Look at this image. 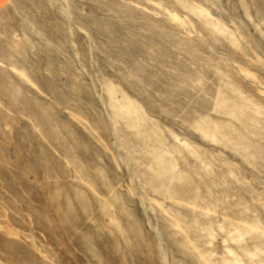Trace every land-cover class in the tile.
Segmentation results:
<instances>
[{"label": "rangeland", "instance_id": "obj_1", "mask_svg": "<svg viewBox=\"0 0 264 264\" xmlns=\"http://www.w3.org/2000/svg\"><path fill=\"white\" fill-rule=\"evenodd\" d=\"M0 264H264V0H7Z\"/></svg>", "mask_w": 264, "mask_h": 264}, {"label": "crops", "instance_id": "obj_2", "mask_svg": "<svg viewBox=\"0 0 264 264\" xmlns=\"http://www.w3.org/2000/svg\"><path fill=\"white\" fill-rule=\"evenodd\" d=\"M7 0H0V7L6 2Z\"/></svg>", "mask_w": 264, "mask_h": 264}]
</instances>
